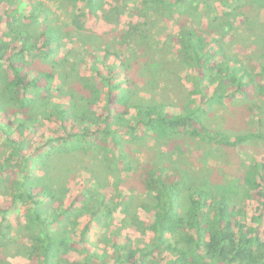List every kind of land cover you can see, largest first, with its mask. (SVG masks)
Returning <instances> with one entry per match:
<instances>
[{
	"label": "trees",
	"instance_id": "1",
	"mask_svg": "<svg viewBox=\"0 0 264 264\" xmlns=\"http://www.w3.org/2000/svg\"><path fill=\"white\" fill-rule=\"evenodd\" d=\"M70 1L85 8L76 16L108 6L107 18L117 26L125 13L139 20L114 31V61L106 62L107 54L88 43L89 72H82L80 64L59 69L71 53L59 57L68 38L63 23L41 19L49 12L37 0H0V197L10 199L0 205L1 258L18 230L27 237L31 264H264L262 213L254 216L256 225L248 223L231 191L212 175L194 177L187 167L162 163L150 145L140 146L147 139H171L178 150L185 136L209 150L264 141V20L255 9L264 8V0ZM201 4L204 9L196 14ZM204 16L206 23L195 27V18L201 23ZM240 16L246 30L235 41ZM155 18L175 22L178 30L167 32V40L179 39L177 57L194 70L193 89L176 91L175 103L152 100L154 75L169 58L168 45L152 33ZM244 40L245 47L254 49L256 73L239 59ZM163 83L171 86L167 77ZM236 98L253 104L243 110L228 107L227 119L245 124L252 113L253 131L235 133L213 120L216 110ZM97 103L100 110L94 108ZM44 121L50 126L33 143ZM138 152L146 155L145 161H136ZM88 156L94 166L86 163ZM79 165L89 176L71 185ZM242 168L239 179L246 194L252 197L256 189L264 194V163L251 161ZM110 186L117 195L108 199ZM135 188L146 191L151 202L142 201ZM134 205L137 210L130 215ZM18 207L25 211L24 222L14 226L8 215ZM139 209L152 213L151 219L143 220ZM117 210L124 224L151 231V239L118 242L122 226L112 229ZM94 222L110 234L107 245L90 244ZM73 253L76 259L70 258Z\"/></svg>",
	"mask_w": 264,
	"mask_h": 264
},
{
	"label": "rangeland",
	"instance_id": "2",
	"mask_svg": "<svg viewBox=\"0 0 264 264\" xmlns=\"http://www.w3.org/2000/svg\"><path fill=\"white\" fill-rule=\"evenodd\" d=\"M39 5L46 9L49 12V16L41 15V19H43L46 23H56L60 24L63 23L62 26L64 28V34L68 35V38L65 39V45L61 48L60 56L65 55V53L70 50L69 60L66 63H63L58 68L64 69L66 65H75L79 67L81 65V71L86 70L90 61H92L91 54L86 52L87 44L93 45L96 49H100L102 54H107L108 59L106 62L114 61L115 60V53L117 50L116 42H113V38L115 37L114 31L121 28H127L131 24L133 27L139 20V17H132L128 14H123L120 18L119 25L117 26L118 22L108 20L107 16L108 13L106 12L109 9L108 6L103 8L97 13H86L85 16H76L79 8L82 11H85V8L80 4H74L70 0H37ZM218 3V2H217ZM219 4V3H218ZM196 5V4H195ZM220 5V4H219ZM194 7V6H193ZM192 7V9H194ZM204 8L199 5V9L197 10L196 14H199ZM223 7L220 6V10ZM256 13L259 15L261 20H264V8H259L258 6L255 8ZM31 10V9H30ZM250 11V10H249ZM45 14V13H44ZM77 18V21L74 22ZM202 22H198L195 18V27H200L206 23V18L201 17ZM156 19V24L153 26L152 29L153 35H155L156 39H159L168 45V51L166 50V55L169 57L164 65L157 70L155 76V83L157 86H152L155 89L156 93L152 94V100L162 98L164 101L168 102H176V91H184V93H189L188 91L193 89V84L190 82V78L194 74V70L187 69L183 64L180 63V59H178V51L181 47L179 39L175 36L172 40H167V32L176 33L178 30V26L175 24L174 21L165 22ZM153 19H149L150 25L152 24ZM79 23L84 24L85 27L80 28L77 25ZM235 25L238 27L236 30L238 34L235 36V41L237 39H243V32L246 30L245 25L242 24V17L240 16L236 19ZM2 27L5 29L6 24L2 21ZM99 37V41L93 39V37ZM240 36V37H238ZM238 37V38H237ZM100 42V43H99ZM243 43L242 48H240L239 52V59H242L246 63V67H250L253 73H256L259 70V64L255 59L254 49L252 46L245 47L247 44L244 40L241 41ZM111 44V45H110ZM228 48L236 51L234 48L235 44L228 43ZM106 45V46H105ZM227 45V44H226ZM105 46V49L103 48ZM126 54L130 53V51H124ZM238 52V51H237ZM57 57V58H59ZM169 78L171 80V86L169 88L165 87L163 83V79ZM144 77H139L140 85L142 86V82ZM183 83L185 86H181L180 83ZM100 85V84H99ZM142 89V87H141ZM163 91V93H161ZM144 94V92H141ZM150 98V97H147ZM253 100L236 98L235 102L227 101V105L223 109H218L214 115L215 123L221 127L222 129H230L235 133L245 132L248 133L255 129V124L253 122L252 113H248L246 116V121L248 123L241 124L237 121H232V119H227L226 115L230 114V108L241 107L242 110L247 107V105H252ZM94 108L100 110L101 105L97 103L94 105ZM181 109V108H180ZM175 110H179L178 105L175 106ZM50 123L48 121H44L42 125L39 127L40 131L37 133V136L32 138V142L35 143L37 138L39 137L40 132L45 127H49ZM232 132V133H233ZM171 140V139H170ZM169 141H149V139L145 140L140 146H147L150 145L152 147V152H154L162 161V163H175L178 166L187 167L195 176L194 177H202L207 178L214 177L216 184H221L222 187L226 188L227 190L231 191V195L234 199V203L237 204V207L243 209L245 214V220L253 225L257 224V220L253 219L254 216L262 213L263 219L261 224V229L264 234V194L260 193L259 190H253V196L250 197L246 194V185L239 179V173L243 169V163H250L251 161H260L264 163V141L260 139H254L251 143L244 144L242 147H235L233 150H227L226 148H219L216 145H213L211 150L210 148H206V146H199L198 143H195L191 140L188 136H185L183 142L180 143V149H175V146ZM139 144L138 147L140 148ZM141 149V148H140ZM136 161H145L146 155L143 152H138ZM82 163V162H80ZM86 163H92L94 166V160L91 156L86 158ZM83 166V165H82ZM81 165L78 166L79 173L74 180H72L71 185H74L76 181H80L85 179V177L89 176L86 173V169H81ZM101 176V181L106 182V178L104 173L99 174ZM108 175L109 180L112 181L113 176L111 172H106V176ZM208 178V179H210ZM105 179V180H104ZM196 180V179H195ZM220 182H217V181ZM212 181V180H211ZM210 183V182H209ZM136 195L139 198H143L142 201L151 202L150 197H146V191L142 192L143 190H139L135 188ZM106 194L108 199L114 198L117 195V192L114 190L112 186L106 189ZM10 203L9 197L3 195L0 197V205L2 207L4 205H8ZM139 202L133 203L138 205ZM136 205L132 206L130 210V215H132L136 210ZM24 213L25 211L22 207L14 208L8 215L9 222H12L14 226H18L21 222H24ZM139 214L141 218L145 221L151 219V214L148 212H144L139 209ZM21 217V219H19ZM1 218V215H0ZM124 215L117 210L115 213V217L113 220V230L117 229V226H122L120 235L117 237L118 242H123L126 237L135 239L142 244L144 241H148L152 237L151 231L142 232L135 226H130L123 223ZM1 220V219H0ZM83 225V221L81 222L80 227ZM105 228L101 223L94 222L92 224L91 230L88 234V239L90 244L94 247L98 244L101 246H105L108 244V237L110 236L109 233L104 232ZM21 232V231H20ZM13 235L15 237V242L11 249L5 250L4 257L1 258L0 256V264H7L9 261L12 264H31L29 258L26 255L25 248L28 245L27 237L23 234L19 233L18 230L13 231ZM102 237L105 240H100ZM111 249V248H110ZM78 257L77 253H73L70 255L71 259H76Z\"/></svg>",
	"mask_w": 264,
	"mask_h": 264
}]
</instances>
